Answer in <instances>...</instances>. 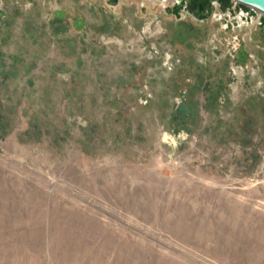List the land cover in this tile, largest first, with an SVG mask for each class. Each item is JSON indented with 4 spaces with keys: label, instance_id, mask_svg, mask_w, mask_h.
I'll use <instances>...</instances> for the list:
<instances>
[{
    "label": "rangeland",
    "instance_id": "rangeland-1",
    "mask_svg": "<svg viewBox=\"0 0 264 264\" xmlns=\"http://www.w3.org/2000/svg\"><path fill=\"white\" fill-rule=\"evenodd\" d=\"M0 264H264V13L0 0Z\"/></svg>",
    "mask_w": 264,
    "mask_h": 264
},
{
    "label": "water",
    "instance_id": "water-1",
    "mask_svg": "<svg viewBox=\"0 0 264 264\" xmlns=\"http://www.w3.org/2000/svg\"><path fill=\"white\" fill-rule=\"evenodd\" d=\"M177 1H185L186 4L190 7V9H194V6L198 3L200 9L203 8V5L208 1H216V0H198L196 3L195 0H177ZM239 3H242L246 6L251 7L259 12L264 13V0H236Z\"/></svg>",
    "mask_w": 264,
    "mask_h": 264
},
{
    "label": "flooded vegetation",
    "instance_id": "flooded-vegetation-1",
    "mask_svg": "<svg viewBox=\"0 0 264 264\" xmlns=\"http://www.w3.org/2000/svg\"><path fill=\"white\" fill-rule=\"evenodd\" d=\"M219 1H222V0H219ZM182 2L186 3L185 1H177V3H182ZM195 2L197 3L198 0H195ZM212 3H213V1H208V2H206V3L203 5V8H202V9H200L199 4L197 3V4L194 6V8H197V9H199V10H203V9L207 8V6H208L209 4H212Z\"/></svg>",
    "mask_w": 264,
    "mask_h": 264
},
{
    "label": "built area",
    "instance_id": "built-area-1",
    "mask_svg": "<svg viewBox=\"0 0 264 264\" xmlns=\"http://www.w3.org/2000/svg\"><path fill=\"white\" fill-rule=\"evenodd\" d=\"M240 14H241V17L240 18H243L245 20V18L246 17L248 18V16L250 15V11H248V10L247 11L241 10Z\"/></svg>",
    "mask_w": 264,
    "mask_h": 264
}]
</instances>
